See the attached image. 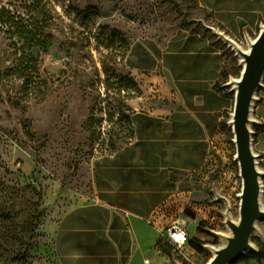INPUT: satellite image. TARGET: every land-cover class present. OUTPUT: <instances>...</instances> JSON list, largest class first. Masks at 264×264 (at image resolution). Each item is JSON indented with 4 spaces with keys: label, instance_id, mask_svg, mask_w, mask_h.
I'll return each instance as SVG.
<instances>
[{
    "label": "rangeland",
    "instance_id": "obj_1",
    "mask_svg": "<svg viewBox=\"0 0 264 264\" xmlns=\"http://www.w3.org/2000/svg\"><path fill=\"white\" fill-rule=\"evenodd\" d=\"M176 1L0 0V264H58L54 225L91 195L96 159L131 140L132 114L147 97L124 63L129 41L163 37L206 17L191 2ZM258 30L235 41L245 49V37ZM209 36L225 59L222 80L233 102L229 81L239 77V58ZM226 136L223 159L202 172L208 198L197 201L194 219L178 213L186 232L187 223L197 224L190 240L202 248L187 250L186 258L170 249L179 264H206L209 248L228 233L215 193L237 220L241 180L230 126ZM257 226L264 230V221ZM251 242L260 245L257 234Z\"/></svg>",
    "mask_w": 264,
    "mask_h": 264
},
{
    "label": "crops",
    "instance_id": "obj_2",
    "mask_svg": "<svg viewBox=\"0 0 264 264\" xmlns=\"http://www.w3.org/2000/svg\"><path fill=\"white\" fill-rule=\"evenodd\" d=\"M185 1L206 17L191 18V25L163 37L129 41L124 63L147 97L132 114L131 140L96 159L91 195L54 225L58 264H179L162 249L165 229L185 223L178 213H194L197 201L208 198L202 172L223 159L233 106L222 80L225 59L209 34L216 29L237 40L264 23V0L176 2ZM252 119V148L264 173V79ZM261 184L264 202V176ZM168 207L173 211L165 213ZM186 225L194 239L197 224ZM257 235L258 256L245 253L237 264H264V230Z\"/></svg>",
    "mask_w": 264,
    "mask_h": 264
},
{
    "label": "water",
    "instance_id": "obj_3",
    "mask_svg": "<svg viewBox=\"0 0 264 264\" xmlns=\"http://www.w3.org/2000/svg\"><path fill=\"white\" fill-rule=\"evenodd\" d=\"M212 32L234 51L241 65L238 79L229 81L234 99L228 122L233 136L234 161L238 166L241 189L237 195V220L231 218L229 201L223 196L217 197L225 205L222 215L228 233L219 234L222 241L219 247L209 248L212 255L206 264H233L246 252L255 251L251 239L254 234H259L257 224L264 221L261 184L264 173L259 169L257 155L252 148V108L255 95L264 79V23L260 25L254 39L245 37V49L223 32L216 29ZM183 213L191 219L195 218V214L188 208Z\"/></svg>",
    "mask_w": 264,
    "mask_h": 264
},
{
    "label": "built area",
    "instance_id": "obj_4",
    "mask_svg": "<svg viewBox=\"0 0 264 264\" xmlns=\"http://www.w3.org/2000/svg\"><path fill=\"white\" fill-rule=\"evenodd\" d=\"M166 241L172 247V253L175 257L182 255L186 258L185 252H187L189 245V238L185 229L177 223H171L165 229ZM143 264H149L147 260L143 261Z\"/></svg>",
    "mask_w": 264,
    "mask_h": 264
},
{
    "label": "trees",
    "instance_id": "obj_5",
    "mask_svg": "<svg viewBox=\"0 0 264 264\" xmlns=\"http://www.w3.org/2000/svg\"><path fill=\"white\" fill-rule=\"evenodd\" d=\"M26 27H29V24L26 22ZM188 245L197 253H201L202 252V248L199 246V244L195 241V240H189ZM162 249L165 253L169 254V250L172 249V247L170 246V244L167 241H164L163 245H162ZM251 254H249L250 257H257L258 255L254 254L253 252H249ZM246 256H248V254H246Z\"/></svg>",
    "mask_w": 264,
    "mask_h": 264
},
{
    "label": "bare ground",
    "instance_id": "obj_6",
    "mask_svg": "<svg viewBox=\"0 0 264 264\" xmlns=\"http://www.w3.org/2000/svg\"><path fill=\"white\" fill-rule=\"evenodd\" d=\"M242 48V47H241ZM232 86V85H231ZM210 253H211V251H210ZM212 255V254H211Z\"/></svg>",
    "mask_w": 264,
    "mask_h": 264
}]
</instances>
